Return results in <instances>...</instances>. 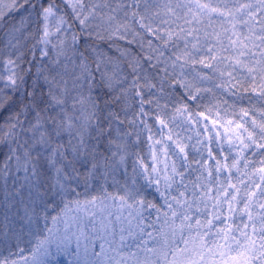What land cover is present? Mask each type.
Wrapping results in <instances>:
<instances>
[{"label": "trees", "instance_id": "1", "mask_svg": "<svg viewBox=\"0 0 264 264\" xmlns=\"http://www.w3.org/2000/svg\"><path fill=\"white\" fill-rule=\"evenodd\" d=\"M7 3L0 264H264V0Z\"/></svg>", "mask_w": 264, "mask_h": 264}, {"label": "rangeland", "instance_id": "2", "mask_svg": "<svg viewBox=\"0 0 264 264\" xmlns=\"http://www.w3.org/2000/svg\"><path fill=\"white\" fill-rule=\"evenodd\" d=\"M6 4H8L7 3V0H0V7L2 6V5H6ZM225 261H223V264H230V261H228L227 259H224Z\"/></svg>", "mask_w": 264, "mask_h": 264}]
</instances>
